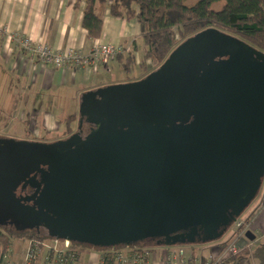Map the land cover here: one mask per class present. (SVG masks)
I'll return each instance as SVG.
<instances>
[{
	"label": "water",
	"instance_id": "obj_1",
	"mask_svg": "<svg viewBox=\"0 0 264 264\" xmlns=\"http://www.w3.org/2000/svg\"><path fill=\"white\" fill-rule=\"evenodd\" d=\"M202 38L210 40L202 62L157 97L171 102L172 114L181 104L189 122L176 113L165 121L132 119L154 102L146 84L167 75L185 45ZM80 105V129L65 141L0 140V226L25 231L41 224L54 229V240L98 250L147 241L186 247L222 240L261 192L264 55L244 42L202 32L145 82L97 90ZM87 119L95 129L82 139ZM42 166L48 178L39 183ZM245 237L255 241L251 232Z\"/></svg>",
	"mask_w": 264,
	"mask_h": 264
},
{
	"label": "crops",
	"instance_id": "obj_2",
	"mask_svg": "<svg viewBox=\"0 0 264 264\" xmlns=\"http://www.w3.org/2000/svg\"><path fill=\"white\" fill-rule=\"evenodd\" d=\"M75 3L76 0H0V81L3 78V89L8 90L0 109L3 111V118L4 114L11 112L13 119L16 114L12 110L19 106L21 124L27 116L32 117L29 130L36 137L41 136L43 132L51 135L52 132L60 130L54 111L63 110L64 105L61 102H69L67 107H72L73 101L75 106L76 104L80 106L84 95L96 92L97 88L103 87L98 85L96 76L110 74L115 67H118L128 83L130 79L126 76L132 72L129 75L124 72L122 64L125 63L129 54L134 55V58L135 54L138 55V62L135 59L134 68L146 73L141 69L145 45L143 44L144 48L138 46V42L143 38L136 21L126 23L112 18L109 11H106L103 16L101 38L90 41L87 39V32L83 29L84 5L76 10ZM23 39H29L38 45L44 44L52 50L76 49L84 54H89L94 47L103 44L111 47L118 46L120 52L117 56L122 57L123 61L121 63L116 59L117 56L109 58L105 64L101 65L97 73L87 78L79 69L62 68L39 62L36 57L23 49L21 45ZM146 64L149 63L146 62ZM144 74L139 73L135 77H142ZM18 82L20 84H17ZM16 90V98L12 101V91ZM19 98L20 101H18ZM37 118L41 119L37 121ZM63 124L65 133V122ZM9 125L5 122L2 124L4 129ZM260 195L259 202L247 212V219L250 220L247 233L251 232L255 241L250 242L245 237L240 242L242 248L250 245L253 251L264 244V191ZM230 238L228 236L225 242H222V239L218 242L184 248L154 245L150 247L149 264H203L210 258H216L223 251V244L231 241ZM92 253L84 256L86 264H98L99 255ZM247 264L258 263L252 257L251 262Z\"/></svg>",
	"mask_w": 264,
	"mask_h": 264
},
{
	"label": "trees",
	"instance_id": "obj_3",
	"mask_svg": "<svg viewBox=\"0 0 264 264\" xmlns=\"http://www.w3.org/2000/svg\"><path fill=\"white\" fill-rule=\"evenodd\" d=\"M82 5H84L83 29L87 32V39L90 41L101 38L103 16L106 11H109L114 19L126 23L133 21L138 23L145 45V55L141 64L144 72L160 68L177 46L209 30L233 37L264 55V0H202L193 8H187L184 0H76L75 9L79 10ZM218 5H223L220 11L215 10ZM116 59L121 63L123 61L122 57L117 56ZM146 62L149 64L147 65ZM135 64L134 55L129 54L122 64L124 72L129 75ZM76 119L74 115L65 122L67 136L72 134V126ZM263 188L262 186L260 194ZM235 224L225 234L231 237L230 240H232L231 229ZM38 231L35 229L20 231L11 226H0V264H10L9 258L12 255L11 247L14 242L27 241L29 244L40 246L44 242L54 241ZM155 244V241H147L129 249L133 254L140 256V264H149L150 247ZM193 246L198 245L186 247ZM226 247L227 243L223 244V250ZM123 249L98 250L79 242H72L69 252L80 259L93 251H99L107 260L105 264H115V257ZM252 257L258 264H264V244L256 247L254 251L245 249L238 256L228 257L221 264H247L251 262Z\"/></svg>",
	"mask_w": 264,
	"mask_h": 264
},
{
	"label": "built area",
	"instance_id": "obj_4",
	"mask_svg": "<svg viewBox=\"0 0 264 264\" xmlns=\"http://www.w3.org/2000/svg\"><path fill=\"white\" fill-rule=\"evenodd\" d=\"M23 49L30 55L36 57L39 62L44 64H53L57 67H72L81 70L87 78L97 73L101 65L105 64L109 58H115L120 48L111 47L107 44L96 46L89 54H84L76 49L52 50L44 44H34L29 39H23L21 42ZM138 62V55L135 54ZM247 220L238 221L232 232L233 242L227 245L218 258H210L205 264H221L228 257L238 256L243 250L250 249V246L242 248L240 242L245 239L249 226ZM71 243L54 240L44 242L40 246L29 244L26 258L23 264H86L84 257L78 259L74 253H70ZM44 251V255L42 252ZM69 253V255H67ZM182 253V257H183ZM107 260L104 254L99 256L98 264H105ZM115 264H140V256L133 254L130 249H123L115 257ZM201 264V263H198Z\"/></svg>",
	"mask_w": 264,
	"mask_h": 264
},
{
	"label": "rangeland",
	"instance_id": "obj_5",
	"mask_svg": "<svg viewBox=\"0 0 264 264\" xmlns=\"http://www.w3.org/2000/svg\"><path fill=\"white\" fill-rule=\"evenodd\" d=\"M201 1L202 0H184V5L187 8H193ZM222 7H223V5H218L215 7V10L220 11L222 9ZM143 44H144L143 40H140L138 42V46L140 48H144ZM150 71H152V70L149 69L148 72H150ZM139 73L144 74L141 70L134 68L132 73L129 76H126L130 79V81L128 83L140 80V78H142V77L136 78L137 77L136 75H138ZM96 77H97L98 85H103V87L97 88L98 91L102 90L104 87H108V88L116 87V88H118L121 85H127V82L125 81V80H127V78H125V80H124L123 72L118 67H115V69L110 74H105V75L100 74ZM17 84H20V82H18ZM14 87H11V88L13 89ZM7 92H8L7 88L3 89V78H2L0 81V105L3 102V100L6 99V93ZM15 92L12 91V94H11L12 101H14L16 98L17 90ZM18 101H20V98L18 99ZM51 102L53 103V101H51ZM61 103L64 105L63 110L61 112H57V110L54 111V112H56V113H54V115H56V123L60 124V130L58 132H52L51 135H48L47 133L43 132L42 135L38 136V137L34 136V134H31V132L29 130V122H30V119H32V117L30 118L29 116H27L24 123L21 124V121L19 119L20 111H18L19 106H17L14 110H12L16 114L13 119L11 118V115H10L11 112L4 114L5 117L3 118V111L0 109V140H5V141L10 140V141H15V142H25V141H28V142L38 141L39 142V141H42L43 143H53V141H60V140L67 139L69 136H67L64 133L63 122H66L67 119L70 118L71 115H73V114L76 115L77 119L72 126V134L77 133L78 132L77 130L80 127V124H79L80 115H82L81 105L77 106V104H76V106H75V103L73 101V103H72L73 108H72V107H67L69 102L66 103L64 101ZM54 104H56V102H54ZM59 113H61V114L59 115ZM64 114H65V116H64ZM37 119H38L37 121H39L41 118H37ZM61 121H63V122H61ZM3 122L10 124L9 127H5V129H4V127L2 126ZM83 123H84V121H83ZM81 126H82V124H81ZM263 187H264V185H263ZM263 191H264V189L262 190V193H263ZM260 197H261V195H259V198H257L255 200V202H253V204L239 218V220H247V212L250 211L251 208H253V206H255L259 202ZM233 230H234V227L231 229V234H232ZM227 239H228V236L226 235L223 238L222 242H225ZM232 242H233V239L227 245H230ZM248 246H250V245H248ZM175 247L177 248V246H175ZM28 248H29V242H27V241L26 242H24V241L23 242H14L12 247H11L12 255L9 258V263L10 264H23L25 261V258H26V253H27ZM251 251H252V248H251ZM101 253L102 252H99V251H93L92 254L100 256ZM42 255H44V251L42 252ZM8 256H9V254H8ZM218 256H216V258H218Z\"/></svg>",
	"mask_w": 264,
	"mask_h": 264
},
{
	"label": "flooded vegetation",
	"instance_id": "obj_6",
	"mask_svg": "<svg viewBox=\"0 0 264 264\" xmlns=\"http://www.w3.org/2000/svg\"><path fill=\"white\" fill-rule=\"evenodd\" d=\"M200 34L201 33H199L197 35H200ZM193 38H195V36L192 37L191 39H193ZM186 41H184L179 46H177L173 50L172 53H175L176 50L178 48H180ZM209 41L210 40L208 38H202V39H200V41L198 43L185 45V48H184V51L182 52V55L178 53L179 56L181 57V60H179L177 62V64H175L171 68L170 72L167 75H164L160 79L149 81L147 84L144 83V84H146V87L144 88L145 91H146V94L148 96H151L152 97V100L154 102H152L151 100H149L148 103H144V106L141 107V110L132 113V115H131L132 116V119L142 118V119L146 120V122H147L150 119H157V118H159V120L165 121V120L171 119V118L177 119V116H175V113H176V114H178L180 116V118H181V120L183 122H189L188 116L184 112V109H181V104H179L180 105V108L175 107V111L176 112H174V114H172L169 111L170 110L169 109V105H170L171 102L164 101L161 104L162 101L160 102L159 100H157V97H158V95H160L162 93V91L165 88L172 87V85L175 84L177 81H179V82L182 83V79H184V77L187 78L190 75H192V73L194 72V70L197 67V64H199V63L202 62L203 56H204V53L202 52V49H204L208 45V42ZM191 48H194L195 51L192 52L191 51ZM172 53L170 55H172ZM170 55H169V57H170ZM169 57L167 59H169ZM160 68H157V69L152 70L150 72H146L142 76V78H140V80L135 81V82H130L129 84H137V83L145 82L148 79V77H150L151 75H153L156 72H158ZM186 89H187V87L185 88V90ZM181 93L182 92H177L176 91V94L177 95H181ZM142 94H143V92H140L139 91V92H137L134 95V98L135 99H141V95ZM186 97H187V95L185 93L184 94V97L181 100H184ZM166 98L167 97H165V99ZM133 104H137V103L134 102ZM148 106H151V107L148 108ZM95 118H96V116H94L91 120H96ZM79 129L80 128H78V130ZM81 129L84 131V134L81 135V138L82 139H85V137H87V135L90 133V131L92 129H95V125L94 124H90L88 122V119H87V121L85 120L84 123L82 124V128ZM81 138H79V139H81ZM64 141H65V139H64ZM30 142H33V143H43V142H38V141H30ZM55 142H59V141H53V143H55ZM53 143H50V144H53ZM3 156H7V157H10L11 159H13L12 153L11 152H8L6 150H3ZM41 168L44 171H43V173H40L41 171H38L37 181L39 183H44L47 180V178H48V175H47V169L48 168L47 167H44V166H42ZM16 196L19 197V191L16 192ZM34 229L35 230H39L38 232H43V235L44 236H48V237H50V235L52 234L51 232H55L54 229L53 230H50L48 227L46 228L45 225L43 226L41 224L38 225L37 228H34Z\"/></svg>",
	"mask_w": 264,
	"mask_h": 264
}]
</instances>
